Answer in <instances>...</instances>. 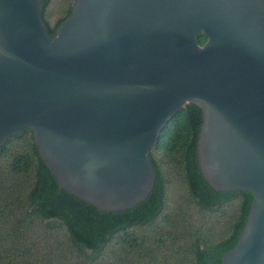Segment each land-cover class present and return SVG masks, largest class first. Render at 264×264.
Returning <instances> with one entry per match:
<instances>
[{
	"label": "water",
	"instance_id": "obj_1",
	"mask_svg": "<svg viewBox=\"0 0 264 264\" xmlns=\"http://www.w3.org/2000/svg\"><path fill=\"white\" fill-rule=\"evenodd\" d=\"M42 9L0 0V147L31 129L61 189L132 209L161 133L194 103L206 181L254 196L222 264H264V0H73L53 38Z\"/></svg>",
	"mask_w": 264,
	"mask_h": 264
},
{
	"label": "trees",
	"instance_id": "obj_2",
	"mask_svg": "<svg viewBox=\"0 0 264 264\" xmlns=\"http://www.w3.org/2000/svg\"><path fill=\"white\" fill-rule=\"evenodd\" d=\"M51 38L70 16L73 0L51 24ZM201 45L207 37L198 36ZM203 111L186 104L150 153L156 182L148 198L123 211H100L66 189L43 160L31 129L0 147V264H222L243 231L253 193L216 191L203 176L197 143ZM165 164L175 166L187 186L186 202L171 201ZM210 222L197 226L191 208Z\"/></svg>",
	"mask_w": 264,
	"mask_h": 264
},
{
	"label": "rangeland",
	"instance_id": "obj_3",
	"mask_svg": "<svg viewBox=\"0 0 264 264\" xmlns=\"http://www.w3.org/2000/svg\"><path fill=\"white\" fill-rule=\"evenodd\" d=\"M68 0H53L51 6H50V22L53 24L58 17L59 13L62 11L63 7H61L63 4L65 5ZM166 173L169 179V197L171 201H178L182 197V201L185 203V195H187V186L185 182L182 180L181 175L177 171L176 167L171 165H166ZM191 216L194 218V223L197 226H201L203 223L210 222V226L214 227V217L210 218L208 221L203 218V215L198 214L197 208L194 207L191 208ZM223 226H220L215 228L214 227V235L215 237H218L219 234L222 233Z\"/></svg>",
	"mask_w": 264,
	"mask_h": 264
}]
</instances>
